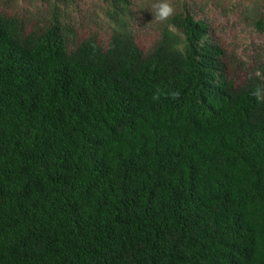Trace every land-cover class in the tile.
<instances>
[{"label": "trees", "instance_id": "1", "mask_svg": "<svg viewBox=\"0 0 264 264\" xmlns=\"http://www.w3.org/2000/svg\"><path fill=\"white\" fill-rule=\"evenodd\" d=\"M19 1L0 0V264H264V45L241 56L185 2ZM229 12L264 37V0Z\"/></svg>", "mask_w": 264, "mask_h": 264}, {"label": "rangeland", "instance_id": "2", "mask_svg": "<svg viewBox=\"0 0 264 264\" xmlns=\"http://www.w3.org/2000/svg\"><path fill=\"white\" fill-rule=\"evenodd\" d=\"M76 1L83 9L90 6L93 1L97 2V0ZM231 1L234 0H157L156 7H160L162 10L164 4L171 8L181 6L183 2L190 4L194 10H197L200 17L209 21L214 37L235 46L241 56L249 55L254 46L264 45V37L251 33L245 24L238 21L237 12H229ZM19 5L28 6V0L19 1Z\"/></svg>", "mask_w": 264, "mask_h": 264}, {"label": "clouds", "instance_id": "3", "mask_svg": "<svg viewBox=\"0 0 264 264\" xmlns=\"http://www.w3.org/2000/svg\"><path fill=\"white\" fill-rule=\"evenodd\" d=\"M171 11H172V9L170 7H168L167 4H164L162 6V11H161L160 15H161L162 18L166 17L168 14L171 13Z\"/></svg>", "mask_w": 264, "mask_h": 264}]
</instances>
